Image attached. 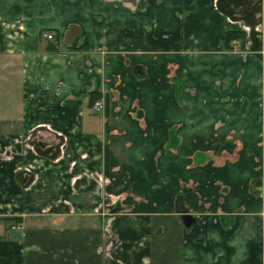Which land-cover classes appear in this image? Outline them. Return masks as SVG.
Masks as SVG:
<instances>
[{"label": "crops", "instance_id": "crops-1", "mask_svg": "<svg viewBox=\"0 0 264 264\" xmlns=\"http://www.w3.org/2000/svg\"><path fill=\"white\" fill-rule=\"evenodd\" d=\"M0 73V264H264V0H0Z\"/></svg>", "mask_w": 264, "mask_h": 264}, {"label": "trees", "instance_id": "trees-1", "mask_svg": "<svg viewBox=\"0 0 264 264\" xmlns=\"http://www.w3.org/2000/svg\"><path fill=\"white\" fill-rule=\"evenodd\" d=\"M244 38H245V34L240 31H228L224 34V37L222 39V46L226 51H231L232 49L231 44L234 43L235 41L244 40ZM46 50L52 52L56 50V47H54L53 45L47 46ZM95 100H96L95 96L92 95L91 103H93Z\"/></svg>", "mask_w": 264, "mask_h": 264}, {"label": "rangeland", "instance_id": "rangeland-1", "mask_svg": "<svg viewBox=\"0 0 264 264\" xmlns=\"http://www.w3.org/2000/svg\"><path fill=\"white\" fill-rule=\"evenodd\" d=\"M4 75L0 73V114L5 112V108L9 105L10 96H7V82L3 77ZM15 91V89H14ZM14 106V103L11 104V107Z\"/></svg>", "mask_w": 264, "mask_h": 264}, {"label": "built area", "instance_id": "built-area-1", "mask_svg": "<svg viewBox=\"0 0 264 264\" xmlns=\"http://www.w3.org/2000/svg\"><path fill=\"white\" fill-rule=\"evenodd\" d=\"M44 38H45L46 40H48V41L52 40V36H51V35H46V36H44ZM104 109H105V104H104V102H101V101L96 102V103L93 105V107H92V110H93L94 112H96V113H97V112H100V111H104ZM13 230L20 231L21 229L18 228V227H13Z\"/></svg>", "mask_w": 264, "mask_h": 264}, {"label": "water", "instance_id": "water-1", "mask_svg": "<svg viewBox=\"0 0 264 264\" xmlns=\"http://www.w3.org/2000/svg\"><path fill=\"white\" fill-rule=\"evenodd\" d=\"M262 2V0H258V3L260 4ZM183 222H184V225L186 227H190L193 223H194V220L192 219L191 216L189 215H185L184 218H183Z\"/></svg>", "mask_w": 264, "mask_h": 264}, {"label": "flooded vegetation", "instance_id": "flooded-vegetation-1", "mask_svg": "<svg viewBox=\"0 0 264 264\" xmlns=\"http://www.w3.org/2000/svg\"><path fill=\"white\" fill-rule=\"evenodd\" d=\"M52 36V35H51ZM50 41H54V37L52 36V40H50Z\"/></svg>", "mask_w": 264, "mask_h": 264}]
</instances>
